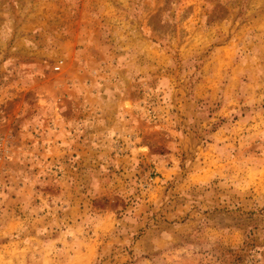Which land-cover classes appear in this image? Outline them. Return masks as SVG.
Here are the masks:
<instances>
[{
	"label": "rangeland",
	"instance_id": "rangeland-1",
	"mask_svg": "<svg viewBox=\"0 0 264 264\" xmlns=\"http://www.w3.org/2000/svg\"><path fill=\"white\" fill-rule=\"evenodd\" d=\"M0 264H264V0H0Z\"/></svg>",
	"mask_w": 264,
	"mask_h": 264
}]
</instances>
